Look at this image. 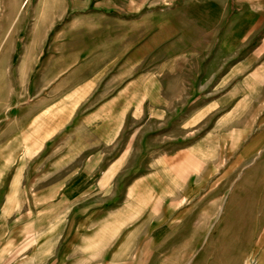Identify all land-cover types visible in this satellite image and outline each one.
<instances>
[{
  "label": "rangeland",
  "instance_id": "374dc122",
  "mask_svg": "<svg viewBox=\"0 0 264 264\" xmlns=\"http://www.w3.org/2000/svg\"><path fill=\"white\" fill-rule=\"evenodd\" d=\"M248 1L240 0L214 21L189 20L178 26V33L202 38V45H209L233 16L249 15L240 33H247L252 22L255 33L241 42V56L255 48L260 52L256 62L262 64L264 7L249 9ZM58 3L0 0V264L21 262L30 247L38 249L41 240L50 239V231L44 229L59 208L79 216L81 228L93 223L102 227L106 204L124 194L128 177L147 171L146 165L158 155L152 135L158 124L151 120L148 106L140 104L142 95L136 88L128 89L126 106L118 100L113 105L94 104L119 96L117 87L123 81L142 73L149 80L151 55L138 66L143 72H131L129 66L127 78L120 82L123 62L104 51L96 55L89 48L91 41L70 29L72 10L55 20ZM79 45L88 55L78 56ZM240 112L241 130L248 129V106L241 105ZM230 149L229 143L218 178L211 174L206 186L209 194L223 197L220 205L209 202L208 232L197 223V210L189 233L167 228L155 232L156 247L119 250L113 225V259L139 257L143 264H264V156L249 157L241 146L237 162ZM137 190L146 196L184 192L183 186L166 189L156 184Z\"/></svg>",
  "mask_w": 264,
  "mask_h": 264
},
{
  "label": "crops",
  "instance_id": "0c3cea01",
  "mask_svg": "<svg viewBox=\"0 0 264 264\" xmlns=\"http://www.w3.org/2000/svg\"><path fill=\"white\" fill-rule=\"evenodd\" d=\"M239 1L59 0L54 19H62L72 10L70 29L88 38L89 48L93 47L96 55H103L104 51V55L123 62L119 71L125 75L120 82L127 78L129 66L131 72H143L138 66L142 58L151 55L149 80L142 73L131 81H123L116 86L119 96L105 97L94 104L113 105L118 100L126 106L128 89L136 88L142 95L140 104L148 106L151 120L158 124L152 134L158 155L146 165L147 171L137 170L128 177L124 194L106 204L102 227L93 223L81 228L79 216L74 218L69 214L71 209L59 208L51 225L47 223L44 229L50 231V239L41 240L38 249L31 251L30 247L21 262L11 263L143 264L139 257L113 259L112 226L118 233L115 238L120 241L119 250L153 248L155 232L172 228L173 233H189L197 210V223L203 226L199 232H208L209 202L220 205L223 197L209 194L206 186L211 174L217 177L223 168L224 148L231 144L237 162L241 146L249 157L257 153L264 156V59L257 64L260 52L255 48L241 56V42L255 33V22L247 33H240L249 15L233 16L227 28L205 46L202 38L180 35L178 26L197 18L214 21L229 14ZM248 2L249 9L264 7L256 0ZM78 47V56L88 55L82 45ZM241 105H247L249 110L248 129L242 130ZM145 184L166 189L183 186L184 192L165 193L168 198L160 193L146 196L137 190ZM128 240L134 244L128 245ZM184 245L174 247H190Z\"/></svg>",
  "mask_w": 264,
  "mask_h": 264
}]
</instances>
